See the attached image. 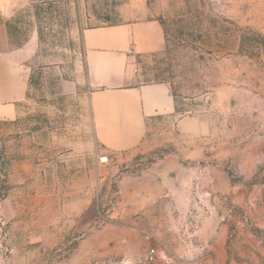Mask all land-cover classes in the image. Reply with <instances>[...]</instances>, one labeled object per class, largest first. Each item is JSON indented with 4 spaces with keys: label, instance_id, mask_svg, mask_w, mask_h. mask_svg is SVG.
Masks as SVG:
<instances>
[{
    "label": "rangeland",
    "instance_id": "1",
    "mask_svg": "<svg viewBox=\"0 0 264 264\" xmlns=\"http://www.w3.org/2000/svg\"><path fill=\"white\" fill-rule=\"evenodd\" d=\"M29 1L35 41L9 55L28 88L0 114V264H264V0L147 2L166 47L136 74L175 110L112 155L75 83L82 30L127 0Z\"/></svg>",
    "mask_w": 264,
    "mask_h": 264
},
{
    "label": "crops",
    "instance_id": "2",
    "mask_svg": "<svg viewBox=\"0 0 264 264\" xmlns=\"http://www.w3.org/2000/svg\"><path fill=\"white\" fill-rule=\"evenodd\" d=\"M148 1L127 0L121 21L86 27L81 32L84 77L75 87L87 94L95 143L110 155L138 148L147 121L175 110L168 83H143L136 74L139 60L166 47L163 26L150 15ZM36 34L35 9L29 0H0L2 115H13L28 88V76L13 72L9 55L30 47Z\"/></svg>",
    "mask_w": 264,
    "mask_h": 264
},
{
    "label": "built area",
    "instance_id": "3",
    "mask_svg": "<svg viewBox=\"0 0 264 264\" xmlns=\"http://www.w3.org/2000/svg\"><path fill=\"white\" fill-rule=\"evenodd\" d=\"M99 162L105 164L108 162V157L106 155L99 157Z\"/></svg>",
    "mask_w": 264,
    "mask_h": 264
}]
</instances>
